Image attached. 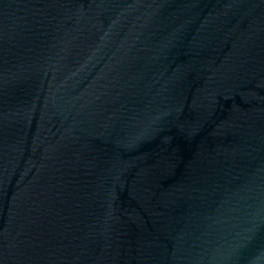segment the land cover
<instances>
[{
  "label": "water",
  "instance_id": "water-1",
  "mask_svg": "<svg viewBox=\"0 0 264 264\" xmlns=\"http://www.w3.org/2000/svg\"><path fill=\"white\" fill-rule=\"evenodd\" d=\"M0 264H264V0H0Z\"/></svg>",
  "mask_w": 264,
  "mask_h": 264
}]
</instances>
